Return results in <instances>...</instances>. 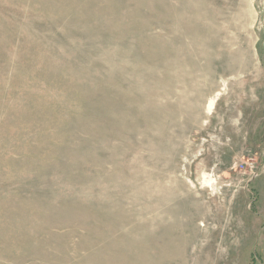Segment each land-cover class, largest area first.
I'll list each match as a JSON object with an SVG mask.
<instances>
[{
	"label": "rangeland",
	"instance_id": "rangeland-1",
	"mask_svg": "<svg viewBox=\"0 0 264 264\" xmlns=\"http://www.w3.org/2000/svg\"><path fill=\"white\" fill-rule=\"evenodd\" d=\"M0 264H264V0H0Z\"/></svg>",
	"mask_w": 264,
	"mask_h": 264
}]
</instances>
